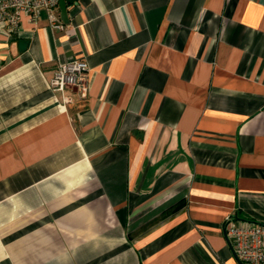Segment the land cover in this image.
I'll list each match as a JSON object with an SVG mask.
<instances>
[{
  "label": "crops",
  "instance_id": "0c3cea01",
  "mask_svg": "<svg viewBox=\"0 0 264 264\" xmlns=\"http://www.w3.org/2000/svg\"><path fill=\"white\" fill-rule=\"evenodd\" d=\"M64 1L62 29L0 23V264H238L224 219L264 224V0Z\"/></svg>",
  "mask_w": 264,
  "mask_h": 264
},
{
  "label": "built area",
  "instance_id": "2783aa9c",
  "mask_svg": "<svg viewBox=\"0 0 264 264\" xmlns=\"http://www.w3.org/2000/svg\"><path fill=\"white\" fill-rule=\"evenodd\" d=\"M42 10L46 12L52 28H63L58 16V0H0V23L10 33H16L22 16L35 24ZM88 69V64L82 59L59 62L49 80L50 90L60 93L64 104L71 102L66 90L76 88L83 95L87 90ZM223 229L243 264H264V224L227 216Z\"/></svg>",
  "mask_w": 264,
  "mask_h": 264
},
{
  "label": "water",
  "instance_id": "95a60500",
  "mask_svg": "<svg viewBox=\"0 0 264 264\" xmlns=\"http://www.w3.org/2000/svg\"><path fill=\"white\" fill-rule=\"evenodd\" d=\"M58 6H59L60 18H61L62 22L67 23L68 20H67L65 1L64 0H58ZM223 231H224V229H223ZM224 235H225V231H224ZM225 238H226V240H227V242H228V244H229V246H230V248H231V250H232V252H233V254H234V256H235V258L237 260V262H238V264H243L242 261L234 253L233 248H232L228 238L226 237V235H225Z\"/></svg>",
  "mask_w": 264,
  "mask_h": 264
}]
</instances>
